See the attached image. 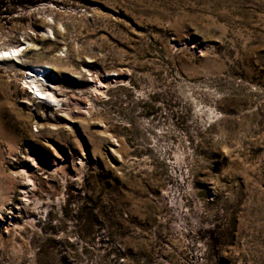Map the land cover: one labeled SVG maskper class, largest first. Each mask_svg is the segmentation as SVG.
Here are the masks:
<instances>
[{
    "label": "rangeland",
    "instance_id": "rangeland-1",
    "mask_svg": "<svg viewBox=\"0 0 264 264\" xmlns=\"http://www.w3.org/2000/svg\"><path fill=\"white\" fill-rule=\"evenodd\" d=\"M11 49L0 264H264V0H0Z\"/></svg>",
    "mask_w": 264,
    "mask_h": 264
},
{
    "label": "bare ground",
    "instance_id": "bare-ground-1",
    "mask_svg": "<svg viewBox=\"0 0 264 264\" xmlns=\"http://www.w3.org/2000/svg\"><path fill=\"white\" fill-rule=\"evenodd\" d=\"M19 54V51L17 49H11L10 51H0V60L3 58H16ZM45 68L40 69V70H33L29 71V74L26 76L28 80V89L32 91V93L29 92L30 95L33 94L34 100L37 99H43L45 98V93H49L51 95V99H54V96L50 92V88L46 87L47 90L41 89L39 86V82H44L45 80L43 79L44 73H45ZM50 99V98H49Z\"/></svg>",
    "mask_w": 264,
    "mask_h": 264
}]
</instances>
